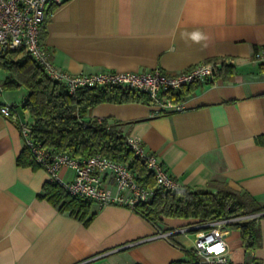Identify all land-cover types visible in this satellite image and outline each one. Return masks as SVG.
I'll return each instance as SVG.
<instances>
[{
	"label": "crops",
	"instance_id": "obj_1",
	"mask_svg": "<svg viewBox=\"0 0 264 264\" xmlns=\"http://www.w3.org/2000/svg\"><path fill=\"white\" fill-rule=\"evenodd\" d=\"M43 23L51 60L73 73L176 72L215 61L222 69L187 93L181 111L161 113L143 100L102 101L87 115L141 137L181 186L223 180L264 204V62L254 56L264 46V0H63ZM24 94L5 89L4 98ZM23 146L20 128L0 114V264L195 261L181 241L185 234L156 236L187 227L188 219L162 217L156 227L127 206L95 201L88 223L60 211L39 196L45 168L17 163ZM59 175L71 180L74 169L62 167ZM257 223L259 243L243 263L264 264V214ZM231 229L241 245L235 228L225 227L224 239Z\"/></svg>",
	"mask_w": 264,
	"mask_h": 264
},
{
	"label": "trees",
	"instance_id": "obj_2",
	"mask_svg": "<svg viewBox=\"0 0 264 264\" xmlns=\"http://www.w3.org/2000/svg\"><path fill=\"white\" fill-rule=\"evenodd\" d=\"M220 69L222 67H215L212 76ZM0 71L5 74L1 79L5 89L25 90L21 107L23 112L31 117L26 121L33 141L49 148L51 153H67L78 160L100 153L113 160L125 162L133 170L140 184L155 186L152 171L134 155L126 142L127 135L117 127V123H110L104 117L87 115L89 108L102 101L143 100L152 103L146 94L121 86H86L70 93L63 83L49 78L22 48L6 49L0 53ZM199 83L202 82H193L167 92L168 96L174 102L183 101L187 93ZM17 163L41 166L35 161L25 143L17 156ZM39 196L83 223H88L93 216V213H90L92 200L70 194L57 181L47 179ZM134 211L158 227L162 217L184 218L201 224L214 219L264 212V204H260L246 190L232 187L223 180L211 179L205 188L180 186L176 190H165L156 187L150 199L137 203ZM260 215L227 224V227L239 231L241 246L244 249L253 248L259 243L260 229L257 219ZM201 229L203 228L197 230ZM167 230L169 228L165 229ZM186 251L192 259L194 256L190 249ZM183 263L184 261H179L175 264Z\"/></svg>",
	"mask_w": 264,
	"mask_h": 264
},
{
	"label": "built area",
	"instance_id": "obj_3",
	"mask_svg": "<svg viewBox=\"0 0 264 264\" xmlns=\"http://www.w3.org/2000/svg\"><path fill=\"white\" fill-rule=\"evenodd\" d=\"M62 1L0 0V53L6 49L22 48L49 78L63 83L70 93L86 86H121L146 94L152 104L159 108V112H175L184 109L183 101H172L167 92L212 78L216 67L215 61H202L176 72L154 68L145 72L101 70L73 73L56 66L41 42L40 31L49 8ZM254 56L264 62V46L257 49ZM4 93L5 87L0 80V114L15 122L20 128L24 143L35 161L47 171V179L59 182L70 194L95 201L99 205L113 203L134 210L137 203L150 199L156 187L176 190L181 186L158 156L144 146L139 136L127 135L126 142L134 155L138 156L146 168L152 171L155 179L154 187L140 184L127 163L113 160L100 153L82 160L75 159L67 153H51L49 148L32 140L29 135V124L17 109L18 103L6 100ZM65 166L74 169V177L68 181L63 180L59 175L60 169ZM106 176L108 181H112V187L105 185ZM257 215L231 216L187 226L197 229L205 228L193 230L190 251L195 261H186L183 264H259L255 259L246 263L230 261L229 247L224 239L225 228H223L228 222ZM187 227L159 231L156 236L167 238L173 233L187 231Z\"/></svg>",
	"mask_w": 264,
	"mask_h": 264
},
{
	"label": "rangeland",
	"instance_id": "obj_4",
	"mask_svg": "<svg viewBox=\"0 0 264 264\" xmlns=\"http://www.w3.org/2000/svg\"><path fill=\"white\" fill-rule=\"evenodd\" d=\"M2 72L0 71V77L1 76ZM16 89H21V88H9L7 89L8 93L9 91H13V90H16ZM11 101H15L18 103V111L20 112L21 116L25 119V120H30L31 117L29 116L28 113L26 112H23L22 110V107L20 105L21 103V100L18 99V100H11ZM188 222L190 223H196L194 222V220H189ZM190 223H187V225L185 226H191ZM198 224V222H197ZM227 227V225H224L223 228ZM182 228V227H180ZM205 228V227H203ZM207 228V227H206ZM184 234L186 236H184ZM190 234V235H189ZM175 235L177 236H184L181 240L186 246L187 248H189L190 246H192V242H193V231H179L177 232ZM192 239V240H191ZM228 242V245H229V251H228V258L230 261L232 262H237V263H243L245 262V258L248 256L249 254V249H244L241 245H240V240H238L237 238V235H236V232L231 229V234L227 237V240Z\"/></svg>",
	"mask_w": 264,
	"mask_h": 264
},
{
	"label": "water",
	"instance_id": "obj_5",
	"mask_svg": "<svg viewBox=\"0 0 264 264\" xmlns=\"http://www.w3.org/2000/svg\"><path fill=\"white\" fill-rule=\"evenodd\" d=\"M264 214V212H261V215ZM196 227H187V231H193L196 230Z\"/></svg>",
	"mask_w": 264,
	"mask_h": 264
}]
</instances>
